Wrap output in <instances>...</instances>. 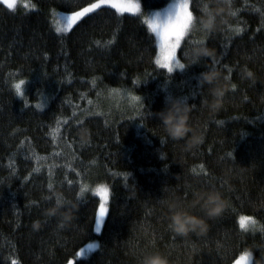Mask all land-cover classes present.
<instances>
[{"label":"trees","instance_id":"obj_1","mask_svg":"<svg viewBox=\"0 0 264 264\" xmlns=\"http://www.w3.org/2000/svg\"><path fill=\"white\" fill-rule=\"evenodd\" d=\"M29 1L27 10L0 4V264H67L95 239L99 248L71 264H140L157 251L169 264H231L247 250L264 264V0H189L196 22L177 49L185 68L172 73L155 63V37L141 15L101 6L58 33L51 11L94 0ZM168 1L139 0L144 13ZM206 3L223 9L212 32L200 24ZM201 41L219 63H193ZM208 68L225 92L215 109L204 103L210 86L198 83ZM168 97L193 105L197 145L189 146L191 132L167 137L155 113ZM100 183L109 196L97 234L92 187ZM207 189L222 193V213L209 219L191 208L206 233H173L169 204L188 206ZM57 195L78 205L67 226L45 214ZM242 215L258 229H240Z\"/></svg>","mask_w":264,"mask_h":264},{"label":"clouds","instance_id":"obj_2","mask_svg":"<svg viewBox=\"0 0 264 264\" xmlns=\"http://www.w3.org/2000/svg\"><path fill=\"white\" fill-rule=\"evenodd\" d=\"M223 11L220 7H209L206 3L202 8V16L200 17V24L204 30L212 32L216 29V17ZM196 22V17L192 15L191 26ZM193 63L207 58V61H216L217 52L213 48H209L205 42L201 41L200 44L193 48L191 52ZM184 65L183 62H179ZM174 67L184 69L183 67ZM173 72V71H172ZM169 72V73H172ZM245 75L248 78L253 77V73L250 70H245ZM219 80V73L215 68H208L200 74L198 83L208 85L209 92L212 96L211 101H204V103L212 109H215L221 103V100L225 94L224 89L217 82ZM131 100V97H130ZM193 105L188 103L187 97H168L166 98V107L155 113L160 119L161 126L163 127L166 135L173 141L183 140L191 132L192 137L189 140V146L197 145L202 137L190 126L189 113L192 110ZM82 139H87V129H84L81 133ZM199 207L205 216L209 219L218 217L224 207V199L221 192L215 189H207L202 191H196L193 193V199L188 206H182L179 202H173L169 204V228L173 233L179 236H188L190 233H196L198 235L204 234L207 231V222L203 217L193 214L190 209ZM78 205L71 201L65 200L63 196L57 195L55 197L53 206L45 210V214L49 216H59L62 221V226H67L76 218L75 213L78 211ZM40 223L37 221L34 223V228L39 229ZM99 234V233H97ZM249 264H261L260 260H257L254 253L249 250L247 252ZM140 264H169V259L163 253L149 252L146 253Z\"/></svg>","mask_w":264,"mask_h":264},{"label":"snow or ice","instance_id":"obj_3","mask_svg":"<svg viewBox=\"0 0 264 264\" xmlns=\"http://www.w3.org/2000/svg\"><path fill=\"white\" fill-rule=\"evenodd\" d=\"M110 4L111 7L116 8L119 12L138 14L141 11V4L139 0H129L127 3H116L113 0H100L99 3L92 4L91 7L83 9V11L74 12L71 15L62 16L58 21V26L56 31L68 32L71 30L73 25L77 23L85 14L92 12L93 10L100 8L102 4ZM0 4L6 6L7 9L15 10L17 7V0H0ZM24 7H28L27 4ZM32 7H35L33 5ZM192 12L189 6V0H175L174 3L168 4L167 9L162 14L160 11H155L144 20L147 25L148 30L155 34L156 41L159 45L160 54L159 58L156 59L155 63L161 68L167 69L168 72L173 71V66L183 67L179 61L176 59V49L180 45L181 40L187 35L191 26ZM232 15H235L233 12ZM214 63H219V61H214ZM231 72V69H228ZM228 79V77H226ZM94 83V82H93ZM24 81L21 80L14 85L17 94H22V86ZM234 87V86H233ZM140 100L139 96H131L132 102H137ZM203 168V166H201ZM195 171V169L193 170ZM48 187L51 189L52 185L49 184ZM87 191V185L80 188V193ZM95 194L102 197V202L100 203L99 214L96 219L95 231L100 233L101 226L105 219L107 208L106 203L109 196V190L107 186H100L95 189ZM256 221L249 216L239 217V227L244 231H248L250 225H255ZM99 248L97 243H89L86 247L82 248L77 255L85 256L87 253L95 251ZM15 264V262H14ZM236 264H248L247 253L241 255Z\"/></svg>","mask_w":264,"mask_h":264},{"label":"rangeland","instance_id":"obj_4","mask_svg":"<svg viewBox=\"0 0 264 264\" xmlns=\"http://www.w3.org/2000/svg\"><path fill=\"white\" fill-rule=\"evenodd\" d=\"M100 2V0H94V1H92V2H90V3H88V4H86V5H84V6H82V7H80V8H78V9H75V10H73V11H70V12H65V11H58V10H53V11H51V18H52V22H53V24H54V26H55V29L58 27V26H62V25H58L57 24V21L62 17V16H67V15H71V14H73L74 12H79V11H83V9H85V8H89V7H91V5L92 4H95V3H99ZM113 2H116V3H127V2H129V0H113ZM133 2H135V0H133ZM175 2V0H169L168 1V3L165 5V6H163V7H160V8H156V9H153V10H150V11H148V12H146V13H144V12H142V11H140V13H138L139 15H141L142 16V18L145 20L146 18H148L150 15H151V13H153V12H155V11H160V12H162V14L165 12V10L167 9V7H168V4H171V3H174ZM25 4H27L28 5V7H24V5ZM34 4L31 2V1H29V0H17V7L16 8H22V9H32ZM101 6H110V4H107V3H105V4H102ZM111 7V6H110ZM116 9V8H115ZM117 10V9H116ZM90 13V12H89ZM128 13V12H127ZM88 14V13H87ZM132 14V13H131ZM86 15V14H85ZM191 29V28H190ZM190 31V30H189ZM188 31V32H189ZM154 35V37H155V34H153ZM155 41H156V37H155ZM182 41V40H181ZM181 43V42H180ZM156 46H157V51H156V55H155V61H156V59L157 58H159V54H160V49H159V45H158V43H157V41H156ZM179 47V46H178ZM178 49V48H177ZM177 49H176V59L180 62V60H179V58H178V55H177ZM174 69H177L176 67H174L173 66V70ZM113 96H114V99H116V100H118V99H120L121 97H123V95L121 94V93H117V94H113ZM100 186H106L105 184H103V183H100V184H97V185H94L92 188H93V190H94V192L93 193H95V189L96 188H98V187H100ZM98 197H99V204H98V207H97V212H96V218H95V221H94V226H93V230H94V232L95 233H97L96 231H95V224H96V219H97V217H98V214H99V208H100V203L102 202V197L100 196V195H97ZM108 207V200H107V203H106V208ZM245 216V215H244ZM249 217H251L253 220H255L256 221V223H255V225H250L249 226V230H257L258 229V227H259V224H258V220L255 218V217H253V216H249ZM102 227V226H101ZM89 243H97V240L95 239V240H92V241H89V242H87V243H85V244H83L77 251H76V253H75V255L72 257V258H70V260L68 261V263L67 264H71L72 262H73V260L74 259H76V258H80V257H85V256H80V255H77L79 252H80V250L82 249V248H84V247H86ZM249 250H247V251H245V252H243L241 255H243V254H245V253H247ZM91 253V252H90ZM89 253H87L86 254V256L88 255ZM240 255V256H241ZM239 256V257H240ZM239 257L236 259V260H238L239 259ZM236 260L234 261V262H232L231 264H236ZM248 264H249V262H248Z\"/></svg>","mask_w":264,"mask_h":264}]
</instances>
